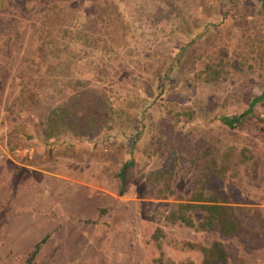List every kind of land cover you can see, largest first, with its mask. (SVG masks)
Wrapping results in <instances>:
<instances>
[{
	"label": "rangeland",
	"instance_id": "374dc122",
	"mask_svg": "<svg viewBox=\"0 0 264 264\" xmlns=\"http://www.w3.org/2000/svg\"><path fill=\"white\" fill-rule=\"evenodd\" d=\"M263 94L259 0H0V264L46 236L35 264H201L186 242L215 240L264 264V100L221 121ZM60 104L87 111L89 135L48 139ZM170 157L173 192L150 176ZM211 160L230 163L220 195L242 237L172 217Z\"/></svg>",
	"mask_w": 264,
	"mask_h": 264
},
{
	"label": "trees",
	"instance_id": "16d2710c",
	"mask_svg": "<svg viewBox=\"0 0 264 264\" xmlns=\"http://www.w3.org/2000/svg\"><path fill=\"white\" fill-rule=\"evenodd\" d=\"M264 7V0H259ZM86 93V92H85ZM83 94V93H82ZM74 95H81L74 93ZM264 100V94L252 99L249 108L242 114L233 116H222V123L230 128H235L241 125L245 116L253 113L254 107ZM72 105L60 104L53 107L48 116L46 135L48 139L55 140L59 135L74 133L86 137L90 134L92 127L89 116L85 113L80 114L72 109ZM82 111V109H81ZM161 148V144L159 145ZM210 154V153H209ZM244 159L248 160L251 155L243 153ZM229 157V156H226ZM228 159V158H226ZM170 162L165 164L159 172H151L150 176L154 184H164L166 190H171V180L177 175V162L173 158H169ZM199 164V161H198ZM209 165L200 167L198 175L195 177L192 184V192L187 200L176 205L172 212L174 221L193 228L196 231L217 232L221 237H242L245 233L250 232L245 226V219L238 214L239 208L230 204L226 198L220 195V182L230 168V163L227 160L222 167H218L217 162L209 161ZM132 166L131 162L124 163V166L119 172L121 179L120 192L123 194L127 184V172ZM150 178V177H149ZM165 190V189H163ZM171 192H173L171 190ZM194 212L201 214V219L196 221ZM248 224V223H247ZM47 237V236H46ZM46 237L37 243L34 249L27 257L24 264H35V258L41 248V244L46 240ZM187 247L199 249L203 254L201 264H231L229 263L232 252L228 251L225 244L221 240H215L210 246H206L196 242H186ZM164 264V263H163ZM166 264H197L194 261L181 263H166Z\"/></svg>",
	"mask_w": 264,
	"mask_h": 264
}]
</instances>
